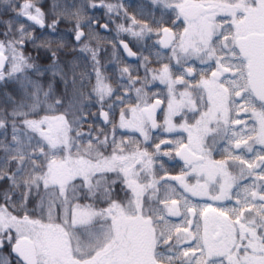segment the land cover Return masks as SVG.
I'll list each match as a JSON object with an SVG mask.
<instances>
[{
    "label": "snow or ice",
    "instance_id": "obj_1",
    "mask_svg": "<svg viewBox=\"0 0 264 264\" xmlns=\"http://www.w3.org/2000/svg\"><path fill=\"white\" fill-rule=\"evenodd\" d=\"M3 3L0 264H264V0ZM110 24L137 63L106 75Z\"/></svg>",
    "mask_w": 264,
    "mask_h": 264
},
{
    "label": "flooded vegetation",
    "instance_id": "obj_2",
    "mask_svg": "<svg viewBox=\"0 0 264 264\" xmlns=\"http://www.w3.org/2000/svg\"><path fill=\"white\" fill-rule=\"evenodd\" d=\"M144 7V10L145 12L148 11V4H149V0H139ZM93 15V14H91ZM95 15H98L100 16L99 14H95ZM101 16H104V15H101ZM138 19L141 20V22H148L146 20H143L141 17H137ZM18 23H28L24 18H21V20L18 22ZM107 22H104V23H99V24H105ZM111 26H114V24H110L109 27L111 28ZM38 29V28H37ZM36 29V30H37ZM63 33H64V36H65V42L68 46H70V48H73L75 45V41H74V35L73 34H68V32L66 31L65 28H59ZM99 35L98 36H101L103 37L104 39H106V41L108 42V46L105 44V43H102L99 41L98 37H97V40L99 42V45L100 47L102 48H105L106 50L108 49H112L111 46H112V42L110 40H108L107 38L113 34V31L111 32H106L104 31L103 29H97ZM47 34V33H45ZM119 39H124L126 42H129V46L132 48V51L133 52H137L138 55L140 53V50L136 47V45L133 43V41H131L130 37L128 36H124V37H120ZM105 42V41H104ZM148 43H151V41H148ZM94 47L96 45H93ZM30 55L32 57L35 58L36 62L37 63H40L42 65H47L50 61L46 55V53H44V51L41 49V50H36L32 47L31 45V49H30ZM105 51H101L100 53V56L98 57L100 60H101V63L104 64L106 67L104 69L105 71V74L106 75H113V73L116 71V68H117V62H116V59L114 60V58H112V54L110 57H107L105 56ZM119 53L117 54L119 57H120V63H119V67H124V66H127V65H134L137 63V61L135 59H132V58H128L127 57V54L124 52V50L122 48H120L119 50ZM71 53V52H70ZM143 55L147 56L148 55V52L145 51L143 52ZM73 58H79L80 60V67L77 68V72H91L92 69H91V66H90V60L89 61H85L83 60V58L80 56L79 53H73V55H70L68 57H66L65 55H61V62L63 63L64 61L66 60H72ZM153 67L157 66V65H152ZM141 75H143V73L141 72ZM35 78V77H33ZM41 79V82L42 84L44 85V88L45 90H47V86L49 84V82H52L54 80L51 72H46L44 74L43 77L40 78ZM94 82V80H93ZM18 88L19 86L16 84V83H13V82H8L6 84H2L0 85V106L3 105V100H4V93H9L11 94L12 96L18 98ZM63 89H64V86L63 84L59 81V77H56L55 78V82H54V91L59 94L61 92H63ZM155 90V89H154ZM162 119V117H160ZM10 132V130H9ZM10 135V133H9ZM217 158V157H216ZM219 159V158H217ZM178 162H181L183 164L182 161H180L179 159H177ZM14 256V255H13Z\"/></svg>",
    "mask_w": 264,
    "mask_h": 264
},
{
    "label": "trees",
    "instance_id": "obj_3",
    "mask_svg": "<svg viewBox=\"0 0 264 264\" xmlns=\"http://www.w3.org/2000/svg\"><path fill=\"white\" fill-rule=\"evenodd\" d=\"M50 2H51V0H43V6L45 7V9H47L49 7ZM108 2L116 3L117 0H108ZM124 3H125V5H128V4L132 5V7L128 9L130 14H135V10L137 8L143 6L142 3L139 0H124ZM5 10H6V6L4 5L3 0H0V18L8 19L10 16L14 15L11 11H7L6 12ZM99 11L102 12L103 10H99ZM96 12H98V11H96ZM101 19L105 20L103 18H101ZM20 20H21V18H20ZM102 20L101 21L99 20V23L102 22ZM59 28H65L66 31H68L69 29L72 28V24L64 22V23H61L59 25ZM3 30H4L3 27L0 26V31H3ZM68 32L73 34L70 31H68ZM36 34L37 35H41V32H40L39 29L36 30ZM2 38L3 37H0V39H2ZM30 49H31V45H28L26 47V49H25V54L26 55H28L30 53V51H31ZM70 50H71L70 46L67 45L66 51H69V53H70ZM70 55H73V53H70L66 57H68ZM92 110L96 111L95 108H93ZM217 158H220V157H217ZM168 166L173 169V173L172 174H177L179 172L180 168L183 167V164L181 162H178L177 160H175V161L169 162Z\"/></svg>",
    "mask_w": 264,
    "mask_h": 264
},
{
    "label": "rangeland",
    "instance_id": "obj_4",
    "mask_svg": "<svg viewBox=\"0 0 264 264\" xmlns=\"http://www.w3.org/2000/svg\"><path fill=\"white\" fill-rule=\"evenodd\" d=\"M102 10V9H101ZM91 14H101V15H104V10L102 11V12H100V11H98V12H95V13H93V12H89L88 13V15H91ZM100 15V17L101 18H103V19H105V20H102V19H100V21L102 20V22H100V23H104V22H107V18L105 17V16H101ZM122 21H116V23H121ZM71 24V23H70ZM111 28L113 29V33H111V34H113V35H111V36H109L107 39L108 40H110L112 43L114 42V38L116 37V33H115V25L114 26H111ZM124 36H127L126 34H121L120 35V37H124ZM119 37V38H120ZM129 37V36H128ZM98 39H99V41L100 42H102V43H105L106 45L108 44V42L106 41V39H104L103 37H101V36H98ZM130 39H131V41H133V43L136 45V42L133 40V38H131L130 37ZM105 41V42H104ZM111 43V44H112ZM108 46V45H107ZM111 48L112 49H108V50H106V52H105V56H106V58L107 57H110L111 56V54H112V58H114V60L116 59V56H117V54L119 53V51L118 52H115L114 53V49H113V47L111 46ZM18 98H19V88H18ZM10 133V132H9ZM10 253H11V248L9 247V246H4V247H2V248H0V257H8V258H10V259H13L14 260V256L12 255V256H10Z\"/></svg>",
    "mask_w": 264,
    "mask_h": 264
}]
</instances>
